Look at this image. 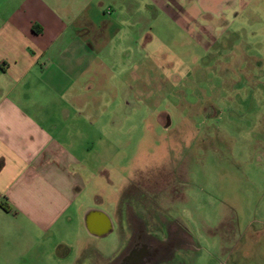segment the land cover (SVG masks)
<instances>
[{"label":"rangeland","instance_id":"1","mask_svg":"<svg viewBox=\"0 0 264 264\" xmlns=\"http://www.w3.org/2000/svg\"><path fill=\"white\" fill-rule=\"evenodd\" d=\"M176 7L123 10L88 94V205L114 223L88 257L104 263L123 249L124 205L149 234L187 237L171 264H227L264 236V0Z\"/></svg>","mask_w":264,"mask_h":264},{"label":"crops","instance_id":"2","mask_svg":"<svg viewBox=\"0 0 264 264\" xmlns=\"http://www.w3.org/2000/svg\"><path fill=\"white\" fill-rule=\"evenodd\" d=\"M210 2L0 0V264L85 260L88 237L111 233V218L88 205V94L119 40L116 26L138 5ZM263 237L229 250L227 264H248L253 250L264 264Z\"/></svg>","mask_w":264,"mask_h":264},{"label":"flooded vegetation","instance_id":"3","mask_svg":"<svg viewBox=\"0 0 264 264\" xmlns=\"http://www.w3.org/2000/svg\"><path fill=\"white\" fill-rule=\"evenodd\" d=\"M116 215L125 230L122 251L106 263L99 257L89 256L79 259L80 264H171L175 252L188 246L187 237L171 225L164 228V238L149 234L138 207L124 205L116 210Z\"/></svg>","mask_w":264,"mask_h":264},{"label":"water","instance_id":"4","mask_svg":"<svg viewBox=\"0 0 264 264\" xmlns=\"http://www.w3.org/2000/svg\"><path fill=\"white\" fill-rule=\"evenodd\" d=\"M101 232H104V233H106V232H107V230H106V229H104V230L102 229V231H101Z\"/></svg>","mask_w":264,"mask_h":264}]
</instances>
